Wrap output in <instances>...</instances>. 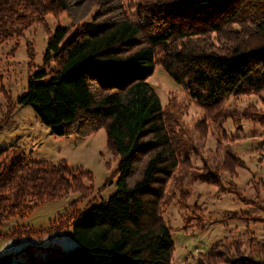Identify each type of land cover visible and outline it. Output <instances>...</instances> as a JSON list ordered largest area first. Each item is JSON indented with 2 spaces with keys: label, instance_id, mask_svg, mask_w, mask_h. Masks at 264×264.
<instances>
[{
  "label": "trees",
  "instance_id": "obj_1",
  "mask_svg": "<svg viewBox=\"0 0 264 264\" xmlns=\"http://www.w3.org/2000/svg\"><path fill=\"white\" fill-rule=\"evenodd\" d=\"M61 12L73 28L49 30L43 62L17 103L31 104L55 135L83 137L104 127L119 155L116 190L79 212L72 224L77 246L33 252L28 244L27 259L3 252L0 264H171L175 242L161 210L167 182L194 152L202 161L199 181L223 188L218 172L229 170L230 152L216 166L205 159L147 78L160 64L213 117L230 95L263 88L264 0H0V41ZM25 156L0 147V226L31 199L80 185L66 161ZM233 255L223 261L263 264L235 247Z\"/></svg>",
  "mask_w": 264,
  "mask_h": 264
},
{
  "label": "rangeland",
  "instance_id": "obj_2",
  "mask_svg": "<svg viewBox=\"0 0 264 264\" xmlns=\"http://www.w3.org/2000/svg\"><path fill=\"white\" fill-rule=\"evenodd\" d=\"M44 21L0 41V123L10 108L16 109L12 123L0 128V147H17L26 159L64 160L68 176L80 185L52 199H31L28 207L8 215L0 226V253H11L13 260L29 257L28 244L33 252L42 245L77 246L72 234L77 215L111 195L118 178L119 155L109 146L104 127L83 137L55 135L31 104L17 103L28 75L43 62L49 30L57 24L73 28L66 12L48 13ZM147 79L166 115L176 113L177 121L171 122L183 127L205 159L216 166L215 159L220 162L230 152L229 170L218 172L223 188L199 181L195 174L202 161L194 152L191 163L180 164L167 182L161 210L175 242L171 264H227L223 259L233 255L234 247L264 264V87L230 95L213 117L186 83L174 80L160 64Z\"/></svg>",
  "mask_w": 264,
  "mask_h": 264
},
{
  "label": "crops",
  "instance_id": "obj_3",
  "mask_svg": "<svg viewBox=\"0 0 264 264\" xmlns=\"http://www.w3.org/2000/svg\"><path fill=\"white\" fill-rule=\"evenodd\" d=\"M37 250H38V249H37ZM37 250H34V252L37 251Z\"/></svg>",
  "mask_w": 264,
  "mask_h": 264
}]
</instances>
